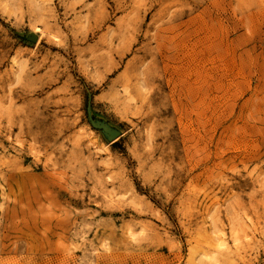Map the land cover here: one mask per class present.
I'll return each instance as SVG.
<instances>
[{"label":"rangeland","instance_id":"obj_1","mask_svg":"<svg viewBox=\"0 0 264 264\" xmlns=\"http://www.w3.org/2000/svg\"><path fill=\"white\" fill-rule=\"evenodd\" d=\"M0 264H264V0H0Z\"/></svg>","mask_w":264,"mask_h":264},{"label":"water","instance_id":"obj_2","mask_svg":"<svg viewBox=\"0 0 264 264\" xmlns=\"http://www.w3.org/2000/svg\"><path fill=\"white\" fill-rule=\"evenodd\" d=\"M93 125L102 128L106 133H108L110 138L115 137V133L112 132L105 124H97V125L93 124Z\"/></svg>","mask_w":264,"mask_h":264},{"label":"bare ground","instance_id":"obj_3","mask_svg":"<svg viewBox=\"0 0 264 264\" xmlns=\"http://www.w3.org/2000/svg\"><path fill=\"white\" fill-rule=\"evenodd\" d=\"M216 243V242H215ZM222 246V245H221Z\"/></svg>","mask_w":264,"mask_h":264}]
</instances>
